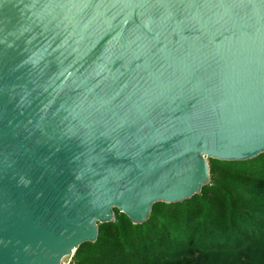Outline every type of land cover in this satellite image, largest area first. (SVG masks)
<instances>
[{
  "label": "water",
  "instance_id": "water-1",
  "mask_svg": "<svg viewBox=\"0 0 264 264\" xmlns=\"http://www.w3.org/2000/svg\"><path fill=\"white\" fill-rule=\"evenodd\" d=\"M261 154L264 0H0V264H62Z\"/></svg>",
  "mask_w": 264,
  "mask_h": 264
},
{
  "label": "trees",
  "instance_id": "trees-1",
  "mask_svg": "<svg viewBox=\"0 0 264 264\" xmlns=\"http://www.w3.org/2000/svg\"><path fill=\"white\" fill-rule=\"evenodd\" d=\"M210 169L199 195L155 204L141 225L115 210L71 264H264V154Z\"/></svg>",
  "mask_w": 264,
  "mask_h": 264
},
{
  "label": "built area",
  "instance_id": "built-area-1",
  "mask_svg": "<svg viewBox=\"0 0 264 264\" xmlns=\"http://www.w3.org/2000/svg\"><path fill=\"white\" fill-rule=\"evenodd\" d=\"M71 262H72V258L64 260L62 264H71Z\"/></svg>",
  "mask_w": 264,
  "mask_h": 264
}]
</instances>
